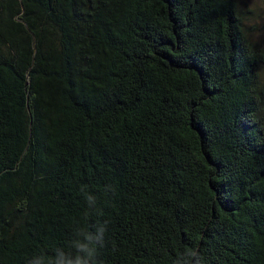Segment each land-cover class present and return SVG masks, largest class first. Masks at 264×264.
<instances>
[{"label": "trees", "instance_id": "trees-1", "mask_svg": "<svg viewBox=\"0 0 264 264\" xmlns=\"http://www.w3.org/2000/svg\"><path fill=\"white\" fill-rule=\"evenodd\" d=\"M253 14L0 0V264H264Z\"/></svg>", "mask_w": 264, "mask_h": 264}, {"label": "rangeland", "instance_id": "rangeland-1", "mask_svg": "<svg viewBox=\"0 0 264 264\" xmlns=\"http://www.w3.org/2000/svg\"><path fill=\"white\" fill-rule=\"evenodd\" d=\"M245 9L252 11L254 14L246 20L248 27L255 26L259 30L252 33L251 39L255 42H261L264 38L260 31L264 24V0H242Z\"/></svg>", "mask_w": 264, "mask_h": 264}, {"label": "clouds", "instance_id": "clouds-1", "mask_svg": "<svg viewBox=\"0 0 264 264\" xmlns=\"http://www.w3.org/2000/svg\"><path fill=\"white\" fill-rule=\"evenodd\" d=\"M187 252H190V253H192L194 255H199V252L196 249H189V250H187Z\"/></svg>", "mask_w": 264, "mask_h": 264}]
</instances>
